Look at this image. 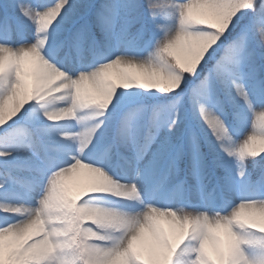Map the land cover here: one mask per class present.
I'll use <instances>...</instances> for the list:
<instances>
[{"label":"snow or ice","instance_id":"snow-or-ice-1","mask_svg":"<svg viewBox=\"0 0 264 264\" xmlns=\"http://www.w3.org/2000/svg\"><path fill=\"white\" fill-rule=\"evenodd\" d=\"M0 264H264V0H0Z\"/></svg>","mask_w":264,"mask_h":264}]
</instances>
